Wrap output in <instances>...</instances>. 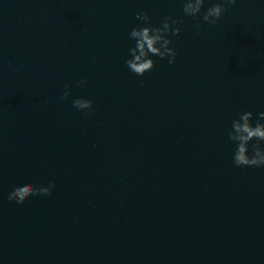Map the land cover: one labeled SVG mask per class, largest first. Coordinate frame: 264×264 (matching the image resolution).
Masks as SVG:
<instances>
[{"label": "water", "instance_id": "95a60500", "mask_svg": "<svg viewBox=\"0 0 264 264\" xmlns=\"http://www.w3.org/2000/svg\"><path fill=\"white\" fill-rule=\"evenodd\" d=\"M142 10L182 30L177 62L139 77ZM196 23L180 0H0V264H264V167H237L227 138L264 111V3Z\"/></svg>", "mask_w": 264, "mask_h": 264}, {"label": "clouds", "instance_id": "9594fccd", "mask_svg": "<svg viewBox=\"0 0 264 264\" xmlns=\"http://www.w3.org/2000/svg\"><path fill=\"white\" fill-rule=\"evenodd\" d=\"M184 16L192 17L200 27L202 20L210 25L218 24L224 17L227 8L237 4L238 0H180ZM264 3V0H260ZM207 5V7H206ZM135 24L128 33L130 41L124 64L128 71L143 77L156 67V57L175 64L179 55L174 37L181 33L182 17L167 15L159 24L151 23L152 17L147 11L136 13ZM76 85L87 87L88 80L81 77ZM72 86L64 85L61 99L71 96ZM73 106L85 116H90L94 101L86 97H77ZM227 138L234 146L233 163L237 167H264V111L243 110L236 113L227 129ZM55 181L47 184L25 182L17 185L9 194V199L26 203L33 196H50L55 188Z\"/></svg>", "mask_w": 264, "mask_h": 264}]
</instances>
